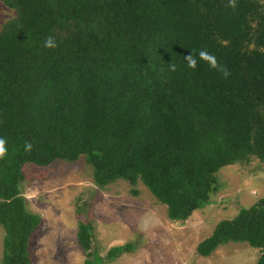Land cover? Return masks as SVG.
<instances>
[{"label": "trees", "instance_id": "trees-1", "mask_svg": "<svg viewBox=\"0 0 264 264\" xmlns=\"http://www.w3.org/2000/svg\"><path fill=\"white\" fill-rule=\"evenodd\" d=\"M1 1L16 11L0 29L2 264H32L41 216L20 189L28 163L84 155L97 185L122 178L137 194L141 180L168 218L185 220L211 202L221 167L264 162V0ZM49 36L55 48L44 47ZM202 49L228 78L203 61L187 66ZM92 229L78 221L85 264L133 249L126 241L100 255ZM229 240L257 247L264 264V195L220 219L196 251Z\"/></svg>", "mask_w": 264, "mask_h": 264}, {"label": "rangeland", "instance_id": "rangeland-1", "mask_svg": "<svg viewBox=\"0 0 264 264\" xmlns=\"http://www.w3.org/2000/svg\"><path fill=\"white\" fill-rule=\"evenodd\" d=\"M15 15V9L0 0V29ZM92 170L84 155L46 166L25 165L21 193L28 209L41 216L29 241L32 264H85L86 253L77 239L80 219L91 221V250L100 255L111 245L133 242V249L107 264H256L260 250L247 241L229 240L208 255L198 254L196 245L220 219L264 195V162L257 157L221 167L220 186L211 202L185 220L168 218L166 206L141 180L135 185L137 194H132L131 184L122 178L97 185ZM4 232L0 224V264Z\"/></svg>", "mask_w": 264, "mask_h": 264}, {"label": "clouds", "instance_id": "clouds-1", "mask_svg": "<svg viewBox=\"0 0 264 264\" xmlns=\"http://www.w3.org/2000/svg\"><path fill=\"white\" fill-rule=\"evenodd\" d=\"M236 6H237L236 0H229L228 7L235 9ZM56 46H57L56 41L51 36H49L44 43L45 48L51 49V48H55ZM184 59L189 68L196 69L198 66V61H203L212 69L219 71L224 78H228V76L230 75V72L228 71L227 67L219 64L217 58L213 54L209 53L207 50H203V49L200 50L198 53V58L197 56H194L191 53L187 57H184ZM169 70L175 71L176 65L170 63ZM5 145H6V141L4 139H0V159H2L6 155L7 149ZM31 147H32L31 144H26L25 146L26 150H31Z\"/></svg>", "mask_w": 264, "mask_h": 264}, {"label": "water", "instance_id": "water-1", "mask_svg": "<svg viewBox=\"0 0 264 264\" xmlns=\"http://www.w3.org/2000/svg\"><path fill=\"white\" fill-rule=\"evenodd\" d=\"M233 204H234L235 206H239V204H238V203H236V202H233Z\"/></svg>", "mask_w": 264, "mask_h": 264}]
</instances>
